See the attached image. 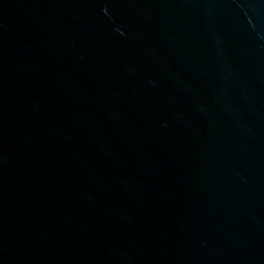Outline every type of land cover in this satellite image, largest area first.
Returning a JSON list of instances; mask_svg holds the SVG:
<instances>
[{
  "label": "water",
  "instance_id": "1",
  "mask_svg": "<svg viewBox=\"0 0 264 264\" xmlns=\"http://www.w3.org/2000/svg\"><path fill=\"white\" fill-rule=\"evenodd\" d=\"M0 264H264V0H0Z\"/></svg>",
  "mask_w": 264,
  "mask_h": 264
}]
</instances>
